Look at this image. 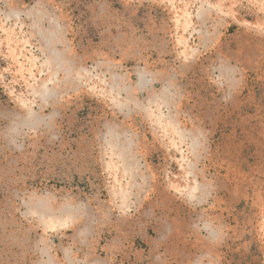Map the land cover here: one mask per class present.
Masks as SVG:
<instances>
[{"label":"rangeland","instance_id":"obj_1","mask_svg":"<svg viewBox=\"0 0 264 264\" xmlns=\"http://www.w3.org/2000/svg\"><path fill=\"white\" fill-rule=\"evenodd\" d=\"M0 264H264V0H0Z\"/></svg>","mask_w":264,"mask_h":264},{"label":"bare ground","instance_id":"obj_2","mask_svg":"<svg viewBox=\"0 0 264 264\" xmlns=\"http://www.w3.org/2000/svg\"><path fill=\"white\" fill-rule=\"evenodd\" d=\"M120 146H121V145H120ZM120 155H122L121 152H120Z\"/></svg>","mask_w":264,"mask_h":264}]
</instances>
